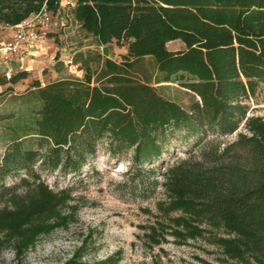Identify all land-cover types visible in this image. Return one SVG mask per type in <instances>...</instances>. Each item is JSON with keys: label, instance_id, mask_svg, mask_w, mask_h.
I'll return each mask as SVG.
<instances>
[{"label": "trees", "instance_id": "trees-1", "mask_svg": "<svg viewBox=\"0 0 264 264\" xmlns=\"http://www.w3.org/2000/svg\"><path fill=\"white\" fill-rule=\"evenodd\" d=\"M74 1L79 31L96 47L75 52L81 77L31 81L33 122L11 132L0 157V252L24 256L67 226L74 187L53 188L42 173L82 175L104 148L112 158L131 152L142 184L165 168L166 199L143 226L151 246L205 238L227 264H264V116L250 114L264 91V0ZM44 6L63 10L60 0H0V26ZM113 45L126 48L120 62ZM29 74L4 76L11 85L0 94ZM161 83L190 91L188 105L164 96ZM236 132L227 142L211 137ZM178 151L189 156L172 161ZM79 250L61 264L116 263L86 261Z\"/></svg>", "mask_w": 264, "mask_h": 264}, {"label": "rangeland", "instance_id": "rangeland-1", "mask_svg": "<svg viewBox=\"0 0 264 264\" xmlns=\"http://www.w3.org/2000/svg\"><path fill=\"white\" fill-rule=\"evenodd\" d=\"M60 5L68 14V23L66 27H61L57 19L59 14H54V24L45 38L48 43L43 51L44 61L36 59V62H28L29 76L0 94V157L11 132L15 129L20 131L33 122L32 111L39 106V101L31 89V81L39 78L42 83H48L70 74L81 77L83 70L73 63V56L81 46L96 47L92 38L84 37L79 31L78 23L71 14L73 6H64L61 2ZM15 31L16 27L0 26V39L12 37ZM182 46L180 41L168 43L172 49ZM125 52L124 46L113 45L109 56L120 62ZM145 65L151 69L148 62L145 61ZM4 76L9 79L0 74V92L11 85L3 79ZM159 85H162L160 92L164 96L184 106L193 96L175 83ZM250 102V114L264 116V91ZM8 125H12V131L7 130ZM236 135L237 132L211 137L227 142ZM194 151L198 153L199 149ZM130 154L112 158L101 148L82 175L43 172L42 179L53 188L73 185L74 199L70 202L71 206L64 207V211L73 212L74 216L67 226L42 236L24 256H16L9 248L3 250L0 252V264H61L79 249L83 252V259L89 262L113 256L115 264H227L218 248L205 238L180 243L168 237L167 241L154 246L146 242L143 226L155 220L158 202L166 199L161 175L165 168L156 170L150 180L142 184L140 177L129 170ZM184 156H189V153L178 151V155L171 159Z\"/></svg>", "mask_w": 264, "mask_h": 264}, {"label": "built area", "instance_id": "built-area-1", "mask_svg": "<svg viewBox=\"0 0 264 264\" xmlns=\"http://www.w3.org/2000/svg\"><path fill=\"white\" fill-rule=\"evenodd\" d=\"M57 19L61 27L67 26L68 14L64 10ZM54 21V13L44 6L41 11L16 25L13 36L0 44V74L10 78L12 71L16 69L11 66V63L15 59L31 56L35 48L45 40ZM18 68L28 69L27 67Z\"/></svg>", "mask_w": 264, "mask_h": 264}, {"label": "crops", "instance_id": "crops-1", "mask_svg": "<svg viewBox=\"0 0 264 264\" xmlns=\"http://www.w3.org/2000/svg\"><path fill=\"white\" fill-rule=\"evenodd\" d=\"M61 4L62 5H66V4H71L72 6L75 4V1L74 0H60ZM48 43V40L45 39L43 40V42L37 46L35 48V50L32 52V57L30 58L29 57H22V58H18V59H15L12 63H11V66L13 68H18V67H27L28 66V62H31V61H35L36 62V59L38 62H43L44 60V57H43V54L46 49V44ZM27 64V65H26Z\"/></svg>", "mask_w": 264, "mask_h": 264}]
</instances>
